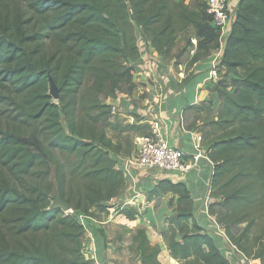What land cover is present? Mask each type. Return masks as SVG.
Instances as JSON below:
<instances>
[{
  "label": "trees",
  "instance_id": "16d2710c",
  "mask_svg": "<svg viewBox=\"0 0 264 264\" xmlns=\"http://www.w3.org/2000/svg\"><path fill=\"white\" fill-rule=\"evenodd\" d=\"M211 21L206 2L0 0V264H95L82 251L78 214L107 212L106 201L125 182L107 126L141 127L111 123L104 99L131 82L138 31L165 59L175 55L178 36L193 31V63L220 47L221 31ZM219 67L220 75L236 78L217 80L219 109L205 122L210 195L224 207L209 211L239 251L264 264V0H239ZM54 189L73 212L52 207ZM168 192L174 214L163 236L171 257L179 264H231L194 217L185 183L161 179L148 199ZM123 213L139 217L134 209ZM238 224L244 226L236 234ZM133 241L142 264H161L160 246L145 228Z\"/></svg>",
  "mask_w": 264,
  "mask_h": 264
},
{
  "label": "crops",
  "instance_id": "0c3cea01",
  "mask_svg": "<svg viewBox=\"0 0 264 264\" xmlns=\"http://www.w3.org/2000/svg\"><path fill=\"white\" fill-rule=\"evenodd\" d=\"M179 1V0H176ZM190 5L189 0H184ZM230 9L235 13L239 0H229ZM192 6V5H190ZM231 30L220 39V47L211 54L191 63L196 38L190 33L187 38L192 45L185 46V41H176L174 53L165 59L151 45L138 47V55L128 61L132 68L130 83L121 84L115 97L104 99L112 106L109 121L113 124H140L139 130L112 129L107 135L119 151L113 154L115 167L124 174V185L120 193L106 201L107 206L121 201L122 208H107V212H96L88 216V227L84 232L86 257L95 264H142L141 255L136 249L133 236L138 228H145L152 244L160 246L158 259L161 264H179L171 257L163 232L166 218L174 214L168 202L172 192L152 196L149 191L161 179L183 182L188 187L194 206V217L198 224L212 236L222 254L231 264H248V257L239 251L227 238L224 230L216 221V213L224 210L221 198L210 195L212 161L208 157L209 139L205 125L207 118L213 117L219 106L215 83H211L209 69L221 62L225 41ZM138 37L140 31L137 33ZM143 42H139V45ZM218 99V100H216ZM146 126L144 129L143 127ZM156 129L175 146L185 151L184 164L189 167L181 171H149L131 163L135 154L136 139L143 131ZM198 136H201L199 139ZM196 153L200 157L194 159ZM134 209L139 213L136 219H129L123 213L125 209ZM244 224L234 225V233H239ZM253 259V258H252ZM174 261V263H173Z\"/></svg>",
  "mask_w": 264,
  "mask_h": 264
},
{
  "label": "built area",
  "instance_id": "2783aa9c",
  "mask_svg": "<svg viewBox=\"0 0 264 264\" xmlns=\"http://www.w3.org/2000/svg\"><path fill=\"white\" fill-rule=\"evenodd\" d=\"M207 5V12L212 16L211 24L221 31V37L228 31V28L233 22L235 13L230 9L229 0H205ZM146 40L141 34L138 37V47L142 48L146 45ZM139 42L143 44L139 45ZM195 48L190 49V53L193 54ZM211 83H216L220 74L217 71V66L213 65L209 69ZM200 139L201 136H198ZM185 151L178 146L173 145L167 139L160 135L156 129L147 135H142L136 139L135 154L130 158V162L137 164L138 166L145 168L149 171H181L189 167V164H184ZM200 157L199 153L194 155V159ZM115 210L122 208L121 201L109 205ZM108 207V209H109ZM66 213L73 212L72 209L64 211ZM79 220L88 227L89 217L83 213L78 214ZM85 253L86 248H83ZM248 264H262L259 259H247Z\"/></svg>",
  "mask_w": 264,
  "mask_h": 264
},
{
  "label": "water",
  "instance_id": "95a60500",
  "mask_svg": "<svg viewBox=\"0 0 264 264\" xmlns=\"http://www.w3.org/2000/svg\"><path fill=\"white\" fill-rule=\"evenodd\" d=\"M48 79L50 84L49 93L53 97V99L57 100L59 97V88L55 84V81L50 74H48ZM52 207L60 208L63 211H69L71 209L69 203L61 198L58 190H56Z\"/></svg>",
  "mask_w": 264,
  "mask_h": 264
},
{
  "label": "rangeland",
  "instance_id": "374dc122",
  "mask_svg": "<svg viewBox=\"0 0 264 264\" xmlns=\"http://www.w3.org/2000/svg\"><path fill=\"white\" fill-rule=\"evenodd\" d=\"M189 3H190V5H192V6H196V5H198L199 3L201 4V3H203V2H205V0H189L188 1ZM193 31H191V30H187V31H185V32H183V33H181L180 35H179V41H181V42H184L188 37H189V35H190V33H192ZM196 43V42H195ZM195 46V45H194ZM221 77V80H229L230 81V79L231 78H236V75L235 74H229V75H226V73H221V75L219 76V78ZM218 78V79H219ZM217 79V80H218ZM228 89H231V90H233L232 89V87H229ZM218 98H219V96H218ZM216 100H218V99H216ZM219 100H220V98H219ZM220 102V101H219ZM210 108L211 109H219V106H217L216 104H215V107H214V105L213 106H210ZM218 109H217V111H218ZM107 131H112V128L110 127V126H107ZM50 179L51 180H54V174H53V172H52V174H51V177H50ZM55 193H56V189H54V191H53V193H52V195H53V197L55 196ZM54 200V199H53ZM93 210H94V208H93ZM100 213V212H99ZM86 256V255H85ZM173 263H174V261H173Z\"/></svg>",
  "mask_w": 264,
  "mask_h": 264
}]
</instances>
